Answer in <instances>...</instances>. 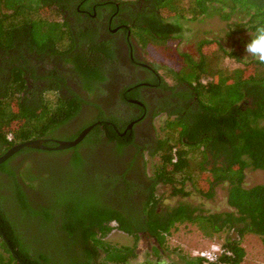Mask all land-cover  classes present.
Wrapping results in <instances>:
<instances>
[{
	"label": "trees",
	"instance_id": "obj_1",
	"mask_svg": "<svg viewBox=\"0 0 264 264\" xmlns=\"http://www.w3.org/2000/svg\"><path fill=\"white\" fill-rule=\"evenodd\" d=\"M85 1L90 0H0V141L7 146L56 135L81 108L78 97L66 99L58 93L64 74L57 66L44 76L47 82L43 91L48 95L37 85V90H30L24 76L27 65L20 61L25 53L32 52L39 60L58 56L90 93L106 78L99 66L113 61L110 42H97L87 30H73L63 15L65 8ZM145 1L144 13L131 25L133 33L145 49L163 48L169 57L167 73L177 82L188 84L192 105L180 106L175 115L167 117L166 133L153 150L159 161L149 177L151 193L143 204L142 227L128 221L131 214L103 205L100 208L97 199L91 197L83 207L75 209V204L69 213H62L66 217L57 228L51 213L31 211L22 200L25 207L11 213L12 217L0 210V224L28 264H49L51 260L54 264H130L137 256V244L119 246L104 240L113 229L109 225L112 219L135 241L141 236L139 231H146L157 241L155 249L159 252L178 224H195L208 237L227 233L222 246L231 255L221 257V264H241L246 255L242 246L246 234L259 236L264 244V184L247 186L245 182L247 169L264 170V64L245 57L241 47H227L222 35L200 37L196 55L180 49L186 22L212 18L226 23L228 39L240 35L241 43L247 44L249 34H254L258 24H264V0ZM85 22L77 19L78 24ZM226 58L243 66L227 68L223 65ZM161 65L156 63L155 68L162 69ZM97 130L98 126L90 137ZM113 134L109 133L110 138L116 137ZM88 137L86 142L91 139ZM122 149L118 145L119 153ZM38 178L42 186L57 184L51 177L49 184L48 178ZM126 182L130 189H139L136 180ZM189 182L208 199L214 198L219 186L226 185L228 208L207 211L179 201L158 211L163 199L155 193V186L171 185V196L185 197L190 194L186 191ZM123 194L113 193L119 197ZM14 223L22 226L21 233ZM75 246L80 249V257L72 256ZM187 257H181L182 264L207 263L199 256ZM0 264H20L1 235Z\"/></svg>",
	"mask_w": 264,
	"mask_h": 264
},
{
	"label": "flooded vegetation",
	"instance_id": "obj_2",
	"mask_svg": "<svg viewBox=\"0 0 264 264\" xmlns=\"http://www.w3.org/2000/svg\"><path fill=\"white\" fill-rule=\"evenodd\" d=\"M145 3V0H90L64 9L63 15L73 30H87V33L95 36L97 42H110V48L113 50V61L99 66L106 78L96 84L93 93L83 87L81 79L72 74L70 66L64 65L58 56L39 60L36 54L26 51L25 57L20 58V61L27 65L24 76L30 90H37L39 87L41 92L48 95V91H43L47 82L44 76L48 74V70L57 66L64 74L58 93L66 99L78 97L81 100L78 114L60 127L56 135L65 133L67 140H74L85 128H93L73 147L55 149L58 145L55 141L61 139L56 135L48 136L41 139H49L45 144L50 148H22L1 163L0 210L12 217L11 213L14 214L25 207L23 200L31 211L47 210L51 213L54 227L58 228L66 217L62 216V213L67 214L75 204H78L75 209L83 207L85 201L95 197V202L101 204L100 208L103 205L112 211L119 210L124 214H131L128 221L142 227L140 219L144 214L143 204L150 197L148 193H151L150 175L142 155L147 153L153 156L158 141L149 135V122L163 114L167 117L175 115L180 106H186L188 103L192 105V91L188 84L179 83L173 77L171 79L174 83H168L163 77L164 73L142 55L145 48L138 43L131 25L138 19L137 16L144 13ZM77 19H85L87 22L78 24ZM56 61L60 65L56 64ZM33 76L40 77L35 79ZM89 96H92V99ZM85 121L88 125L83 126ZM94 125L98 126V132L90 137L96 128ZM112 131L116 136L114 138L109 136ZM87 137L91 138L89 142L85 141ZM118 145L123 148L122 153H119ZM13 146L9 147L0 141V156ZM40 175L49 179L48 184L51 177L60 185L57 187V184L50 183L47 187L42 186L41 179L38 178ZM70 176L73 181L68 183ZM126 180H136L139 189H130ZM113 193L124 194L119 197ZM162 204L163 201L158 204V211L162 210ZM132 212L137 216L134 217ZM32 225L34 224L30 225V229L33 233L35 227ZM109 225L113 229L104 240L107 241L109 235L116 231L128 235L117 227L115 219H112ZM14 227L17 233H21L22 226L19 228L14 223ZM139 233L141 236L137 241L141 245L144 238L150 237L146 231ZM133 239L135 240L134 237ZM148 244L149 242L145 241L144 245ZM156 247L158 245L152 244L145 248L148 249L149 255L159 256L161 253ZM159 249L161 251V248ZM71 251H74L73 257H80L79 248L75 246ZM140 252L141 247L137 246L136 253ZM48 263L54 264V260Z\"/></svg>",
	"mask_w": 264,
	"mask_h": 264
},
{
	"label": "rangeland",
	"instance_id": "obj_3",
	"mask_svg": "<svg viewBox=\"0 0 264 264\" xmlns=\"http://www.w3.org/2000/svg\"><path fill=\"white\" fill-rule=\"evenodd\" d=\"M225 22H222L218 18H212L207 21L195 22L189 21L185 23V30L182 42L180 44V49L187 51L196 55V44L200 37H214L215 35H222L224 38V43L229 48H242V53L246 56L245 45L241 43L240 35H236L233 38H227L225 31L227 30ZM244 38L248 39L247 34H242ZM145 59L154 65L156 63L162 64L163 67L159 71L163 74V77L168 81V83H174L171 79V75L167 73L166 63L168 62V56L164 52L163 48L154 50L151 48L144 49L142 54ZM168 57V58H167ZM250 57V56H249ZM161 65V66H162ZM223 65L227 68L233 69L235 67H242L241 63H237L232 59L226 58L223 61ZM168 67V66H167ZM92 99V96H89ZM167 115H161L156 118H152L149 122L150 128V137L159 139L166 133L165 121ZM87 122V121H86ZM58 139L67 140L68 136L65 133L56 135ZM144 158V163L146 170L149 175L152 174L155 164L159 161L158 155H153L144 153L142 155ZM205 181V180H204ZM245 182L247 186H252L256 184H264V170L259 169H247L245 175ZM207 185V183H203ZM172 186L168 184H159L156 187L157 195L162 198L163 204L166 205H175L179 201H188L197 206H201L207 211H221L227 209V187L226 185H221L216 190V195L212 199L202 197L194 189L191 182L187 183L186 191L190 194L188 196H171ZM227 236V233H221L213 237H208L204 235L199 228L192 223H183L178 224L172 232L167 235L166 242L161 248V255H149L148 249L145 247L148 245H158L156 240H153L152 237L144 238V242L138 243L133 237L126 234L120 233L118 231L112 233L107 238V241L114 245H134L140 248V253L137 254L131 261V264H141L148 262L149 264H182L181 257H197L198 253L204 249L209 248L213 243L222 244ZM153 240V241H152ZM146 242H149L148 245H144ZM159 246V245H158ZM242 246L246 251V255L241 262V264H264V244L262 239L255 234H246L242 239ZM143 249V250H142ZM158 262V263H157Z\"/></svg>",
	"mask_w": 264,
	"mask_h": 264
},
{
	"label": "water",
	"instance_id": "obj_4",
	"mask_svg": "<svg viewBox=\"0 0 264 264\" xmlns=\"http://www.w3.org/2000/svg\"><path fill=\"white\" fill-rule=\"evenodd\" d=\"M93 126H89L85 128L81 134L74 140H57L55 141L58 143V145L55 147V149H66L73 147L77 145L79 142H81L84 137L92 130ZM49 141V139H33L30 141H26L23 143H19L11 147L4 155L0 156V164L6 161L10 156H12L15 152L21 150L22 148H37V149H48V147L45 143ZM0 235L3 241L6 243L7 247L11 251V254L16 259V261L20 264H28L25 260H23L13 245L11 244L9 238L7 237L6 232L4 231L3 227L0 224ZM211 264H220V263H211Z\"/></svg>",
	"mask_w": 264,
	"mask_h": 264
},
{
	"label": "clouds",
	"instance_id": "obj_5",
	"mask_svg": "<svg viewBox=\"0 0 264 264\" xmlns=\"http://www.w3.org/2000/svg\"><path fill=\"white\" fill-rule=\"evenodd\" d=\"M249 35L251 39L245 45V57L250 56L259 63L264 64V24H258L255 27L254 34Z\"/></svg>",
	"mask_w": 264,
	"mask_h": 264
},
{
	"label": "built area",
	"instance_id": "obj_6",
	"mask_svg": "<svg viewBox=\"0 0 264 264\" xmlns=\"http://www.w3.org/2000/svg\"><path fill=\"white\" fill-rule=\"evenodd\" d=\"M224 255H231V252L220 243H213L209 248L198 253V256L208 263H221V257Z\"/></svg>",
	"mask_w": 264,
	"mask_h": 264
}]
</instances>
